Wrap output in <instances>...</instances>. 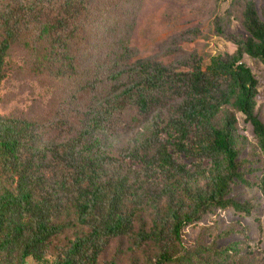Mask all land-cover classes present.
<instances>
[{"label": "trees", "instance_id": "trees-1", "mask_svg": "<svg viewBox=\"0 0 264 264\" xmlns=\"http://www.w3.org/2000/svg\"><path fill=\"white\" fill-rule=\"evenodd\" d=\"M83 12L85 0H0V82L11 51L34 55L38 63L71 57L66 53L77 33L86 30L76 25ZM240 15L246 35H226L235 44L232 52L215 53L204 66L195 62L183 69L132 57L119 24L128 22L122 16L112 22L104 56L112 62L106 76L115 89L98 102L95 114L147 113L173 102L164 124L155 121L134 151L143 153L138 160L147 176L161 184L146 220L140 207L127 206L132 195L127 178L103 175L105 157L93 154L83 132L36 149L31 120L0 114V264H24L26 256L38 262L51 248L53 258L44 264L91 263L110 239L124 235L131 248L150 251L146 264L241 261L236 242L214 248L181 241L182 230L212 208L230 206L245 213L251 208L250 202L228 196L232 182L247 184L240 168L247 159L237 158L245 136L237 130L236 111L250 124L263 158L257 187L264 201V120L254 112L256 78L242 60L247 54L264 67V17L253 0H243ZM222 20V15L213 19L217 34H223ZM150 144L155 145L150 153L142 151ZM180 154L193 157L196 170L178 160ZM203 158L207 166L201 165ZM58 237L64 243L54 240Z\"/></svg>", "mask_w": 264, "mask_h": 264}, {"label": "rangeland", "instance_id": "rangeland-1", "mask_svg": "<svg viewBox=\"0 0 264 264\" xmlns=\"http://www.w3.org/2000/svg\"><path fill=\"white\" fill-rule=\"evenodd\" d=\"M87 12L79 16L76 25H85L69 55L53 56L42 63L34 55L22 50L11 51L7 57L8 72L0 82V114L24 117L33 122L36 149H47L56 143L85 134L93 143L94 155L104 156L102 173L106 176H125L132 188L127 206L142 209L147 219L158 196L160 181L147 176L138 160L143 153L135 148L153 130L155 121L163 125L173 102L167 100L161 107L147 113H126L104 117L95 114L99 101L113 93L114 84L107 78L112 66L104 56L105 45L113 31V21L124 17L119 24L127 33L132 57L159 61L168 68H186L198 62L204 66L215 53H230L235 44L226 35L245 36L241 24L243 0H85ZM257 14L264 17V0H253ZM222 15L223 34L213 30V19ZM122 16V17H121ZM242 60L256 78L254 112L264 120V67L247 54ZM131 113L136 119L130 118ZM237 130L245 136L238 159H247L241 166L247 184L234 181L228 196L237 201H248V213L228 206L212 208L202 217L187 225L181 233L184 245H211L224 247L236 242L241 261L231 264H264V201L257 187L263 166L250 124L236 111ZM164 136V131L161 130ZM167 136V135H166ZM155 145L143 148L151 152ZM108 156V157H106ZM178 160L196 170L193 157L178 155ZM208 165L207 158L201 161ZM55 241L63 242L58 237ZM54 249L36 262L26 256L24 264L49 263ZM150 251L131 248L127 236L109 240L96 260L84 264H146ZM260 258H263L260 260Z\"/></svg>", "mask_w": 264, "mask_h": 264}]
</instances>
